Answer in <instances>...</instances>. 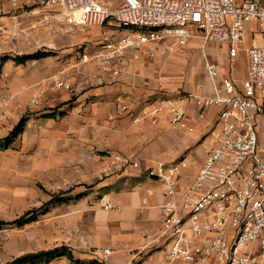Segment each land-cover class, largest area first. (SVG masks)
<instances>
[{
	"label": "crops",
	"instance_id": "obj_1",
	"mask_svg": "<svg viewBox=\"0 0 264 264\" xmlns=\"http://www.w3.org/2000/svg\"><path fill=\"white\" fill-rule=\"evenodd\" d=\"M258 31L248 25V48L264 43ZM126 34L114 19L69 24L56 6L1 0L0 94L10 109L0 124V264L55 248L60 255L40 264H158L165 257L168 246L159 238L165 182L150 170L186 160L179 189L194 180L207 156L204 140L220 127V108L201 117L191 95L216 92L220 79L212 80L205 64L214 61L228 75L230 55L226 44L194 39L174 44L171 53L127 48L106 59L104 45ZM57 76L70 88H55ZM162 96L187 109L191 130L174 129L167 110L157 122L144 115ZM24 117V130L7 145ZM32 215L34 221L18 225Z\"/></svg>",
	"mask_w": 264,
	"mask_h": 264
},
{
	"label": "built area",
	"instance_id": "obj_2",
	"mask_svg": "<svg viewBox=\"0 0 264 264\" xmlns=\"http://www.w3.org/2000/svg\"><path fill=\"white\" fill-rule=\"evenodd\" d=\"M32 1L58 7L69 24L103 26L116 20L127 34L104 45L108 60L123 56L127 48L144 49L150 56L171 53L174 44L183 47L194 39L204 46L226 44L233 58L254 19L260 29L256 35L264 40V0H121L114 6L101 0ZM247 51L248 76L241 85L222 76L218 63L207 61V75L220 79L216 92L191 95L201 117L211 107L220 108V127L204 140L207 156L188 188L180 190L176 179L186 160L169 170H150L165 182L167 196L161 204L159 238L168 248L158 264H264V43ZM54 83L55 88H70L61 76ZM9 109V97L0 94V124ZM162 110L174 129L191 130L187 109L168 96L152 101L143 113L157 122Z\"/></svg>",
	"mask_w": 264,
	"mask_h": 264
},
{
	"label": "trees",
	"instance_id": "obj_3",
	"mask_svg": "<svg viewBox=\"0 0 264 264\" xmlns=\"http://www.w3.org/2000/svg\"><path fill=\"white\" fill-rule=\"evenodd\" d=\"M40 54H35L31 56H27L26 58H20L18 60H26L32 57H39ZM26 117L22 118L20 122L17 124L15 129L12 132V135L6 140V144L9 145L14 138H16L23 130L26 125ZM36 219L35 215L29 216V217H22L20 218L17 223L18 225H23L25 223L34 221ZM1 225V224H0ZM60 249L55 248L52 250H43L38 252H31L24 254L18 258L13 259L12 261L6 263V264H40L43 262H49L53 260L54 258L58 257L60 255Z\"/></svg>",
	"mask_w": 264,
	"mask_h": 264
},
{
	"label": "rangeland",
	"instance_id": "obj_4",
	"mask_svg": "<svg viewBox=\"0 0 264 264\" xmlns=\"http://www.w3.org/2000/svg\"><path fill=\"white\" fill-rule=\"evenodd\" d=\"M250 27L254 30L259 29V22L257 19H254L250 23ZM247 41L243 43L242 48L239 50V54L236 57L231 58L229 61L230 72L229 76L233 78L235 83L241 85L242 81L248 76V46L251 44V35L247 32ZM220 47L223 46V43H217ZM224 49V48H223Z\"/></svg>",
	"mask_w": 264,
	"mask_h": 264
}]
</instances>
